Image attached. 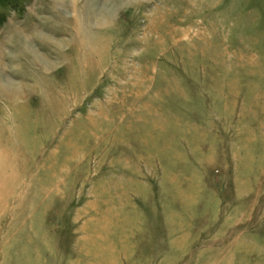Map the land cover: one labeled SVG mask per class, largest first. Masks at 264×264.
Masks as SVG:
<instances>
[{
  "label": "rangeland",
  "instance_id": "1",
  "mask_svg": "<svg viewBox=\"0 0 264 264\" xmlns=\"http://www.w3.org/2000/svg\"><path fill=\"white\" fill-rule=\"evenodd\" d=\"M0 264H264V0H0Z\"/></svg>",
  "mask_w": 264,
  "mask_h": 264
},
{
  "label": "bare ground",
  "instance_id": "2",
  "mask_svg": "<svg viewBox=\"0 0 264 264\" xmlns=\"http://www.w3.org/2000/svg\"><path fill=\"white\" fill-rule=\"evenodd\" d=\"M1 92H4V93H6L8 95H17L18 93H20V90L14 89V88H9V89H6V90L5 89L1 90Z\"/></svg>",
  "mask_w": 264,
  "mask_h": 264
},
{
  "label": "trees",
  "instance_id": "3",
  "mask_svg": "<svg viewBox=\"0 0 264 264\" xmlns=\"http://www.w3.org/2000/svg\"><path fill=\"white\" fill-rule=\"evenodd\" d=\"M1 1H2L3 3H6V2H8V0H6V1H5V0H1Z\"/></svg>",
  "mask_w": 264,
  "mask_h": 264
}]
</instances>
